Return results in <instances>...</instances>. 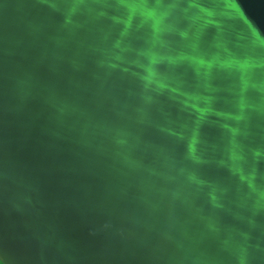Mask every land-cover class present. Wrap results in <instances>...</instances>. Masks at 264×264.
Listing matches in <instances>:
<instances>
[{
  "label": "water",
  "instance_id": "obj_1",
  "mask_svg": "<svg viewBox=\"0 0 264 264\" xmlns=\"http://www.w3.org/2000/svg\"><path fill=\"white\" fill-rule=\"evenodd\" d=\"M3 264H264V0H0Z\"/></svg>",
  "mask_w": 264,
  "mask_h": 264
},
{
  "label": "trees",
  "instance_id": "obj_2",
  "mask_svg": "<svg viewBox=\"0 0 264 264\" xmlns=\"http://www.w3.org/2000/svg\"><path fill=\"white\" fill-rule=\"evenodd\" d=\"M0 264H3V263L0 261Z\"/></svg>",
  "mask_w": 264,
  "mask_h": 264
}]
</instances>
